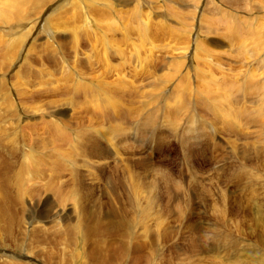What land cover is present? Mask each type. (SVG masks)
<instances>
[{
    "label": "rangeland",
    "instance_id": "obj_1",
    "mask_svg": "<svg viewBox=\"0 0 264 264\" xmlns=\"http://www.w3.org/2000/svg\"><path fill=\"white\" fill-rule=\"evenodd\" d=\"M103 1H50L55 6L42 12L50 15V28L56 32L43 27L19 46L14 61L2 59L0 42L5 73L0 101L8 94L15 101V116L21 118L16 127L10 125L0 105V127L15 135L21 153H32L38 169L28 180L24 177L29 193L21 203L14 202L21 223L16 222L14 234L30 231L21 210L32 214L49 208L52 194L44 186L63 194L76 190L79 203L92 205L106 221L125 213L127 191L134 183L149 204L143 252L156 256L153 264H255L247 256H264V123L257 122L253 108L264 98V58L262 46H257L264 39V0ZM72 25L78 26L75 34ZM188 29L194 36L186 34ZM2 31L0 39L5 40ZM195 43L200 49L193 51ZM182 46L187 47L184 54ZM25 53L26 61H20ZM228 81L237 89L229 96L237 110L222 121L211 107L213 102L221 108L226 101L211 100L210 91L222 92ZM29 104L44 110L43 119L37 117L38 110L33 114L27 109ZM58 105L68 115L56 113ZM51 119L65 130L72 154L52 135ZM102 130L112 131L111 141ZM6 141L0 143L1 162L13 160L23 169L18 150L7 156ZM79 146L86 147L83 153L75 151ZM0 176V197L5 190L9 200L20 197L17 189L5 188L10 171ZM110 208L118 215H108ZM100 225L105 229L97 235L100 241L118 244L115 238L123 239ZM132 237L125 240L129 247L137 240ZM37 238L34 250L52 244ZM117 255L110 257V264H129L132 251L128 259L124 253L122 260ZM31 256L44 264L40 256Z\"/></svg>",
    "mask_w": 264,
    "mask_h": 264
},
{
    "label": "bare ground",
    "instance_id": "obj_2",
    "mask_svg": "<svg viewBox=\"0 0 264 264\" xmlns=\"http://www.w3.org/2000/svg\"><path fill=\"white\" fill-rule=\"evenodd\" d=\"M50 1H52V0H0V22H1L0 23V28H1L0 30L4 29V31H2V32H3V34H5V37L7 38L5 40L0 39V42H2L4 44L2 59L7 60L8 62L14 61L17 58L15 53L18 51L19 46L27 43V41L30 39V37L39 33V31H41V29L43 27H46V31L51 29L52 33L56 32L55 29L50 28V25H51L50 19H49L50 15L47 17L46 13L42 12V8H44V7H46V10H47L48 6H49L50 8L47 10V11H49L51 8H53L55 6V5H49L48 3ZM91 1H95V0H91ZM99 3H101V2H99ZM105 3H106V0L103 1V4H105ZM59 5H60V3H59ZM78 8L83 10L82 6H79ZM74 14H76V13H74ZM142 15H143V13H142ZM85 20H86V18H85ZM43 21H44V25H43ZM142 22L146 25L145 20H142ZM110 25H114V24L110 23ZM57 26H58V24H57ZM69 27H71L70 28L71 31L75 34L77 29H78V26L72 25ZM63 28L65 29V26H63ZM179 28L181 30V27H179ZM189 30L190 29L185 30L186 34L191 33V35L194 36V32H190ZM183 33H185V32H183ZM195 33L197 35L198 31H196ZM260 39L261 38L258 37L259 42H260ZM257 46L258 47L262 46L261 49L263 52L261 53L260 56L262 58H264V39H263V41L260 42L259 45L257 44ZM197 47L200 49V46H198V43H195L193 51H195V49H197ZM186 48H187L186 46H182L181 47L182 50L180 53L184 54ZM204 53H207V52L204 51ZM21 55L18 57V59L20 61H24V60L26 61V58H25L26 53L23 54L22 56ZM206 62L208 63V65L211 64L210 61H206ZM3 67H2V65L0 66L1 82L3 80L2 75H5V73L1 71V69ZM6 67H8V66H6ZM6 72H7V69H6ZM7 78H8V76H7ZM53 80H54V78H53ZM209 81H212V84L214 83L212 76L209 77ZM1 82H0V85H1L0 91L3 90L2 89V83L3 82L2 83ZM49 82H51V79ZM21 83L23 84V82H20V84ZM22 84H21V86H23ZM226 84L227 85H225V89L222 92L210 91L211 92L210 95L212 96L211 100L213 99L216 101V100L222 98V100H224V101L220 100V102L226 101V104L223 105L224 108H222L223 106H221V108H222L221 109V108L217 107V105L214 104L210 100L212 102V104L214 105L213 106L210 104L211 106H213V107H211V109L214 110L215 112L217 111V113L220 116L222 121H228L229 118L234 117L235 115H233V114L236 113L235 111L237 110L233 106V103L231 102V100L229 99V96H231L230 95L231 92L234 90H237L236 86L233 85L229 81L226 82ZM205 86H203V88ZM206 87L208 88L209 86H206ZM260 89H261V87H260ZM26 90H27V88H26ZM33 92L37 93L38 91L33 90ZM45 92H46V90H45ZM29 94H30V92H29ZM18 97H17V99H18ZM179 98H182V97H179ZM1 99H2V101H0V105L3 107V110H4V112L2 113V116L6 117V121H8V123L10 125H13L16 127L17 122L20 121L21 118L19 119V116H15V114H14L15 113V107H14L15 101L10 99L9 95L5 94V93L1 97ZM17 99H15V100H17ZM51 100H53V99H51ZM262 100L258 101L253 108H255L254 116H256L255 117L256 119L258 118L257 122H258V120H260L259 122H261L263 124L264 123V101L262 102ZM109 102H110V100L107 103H109ZM48 105L50 107H53V106H51L50 103ZM29 106L30 107L29 108L27 107V109H30L31 113L36 114L39 111L37 117H40V118L44 117V114H45V113H43L44 110H41V109L39 110V106H36V104H34V105L29 104ZM18 108L21 110L23 109L21 106L20 107L18 106ZM60 109H63V108H61L60 105H58V106H56L54 111L56 113H59V114H62L63 116H65L67 114L66 111H68V110L64 108L63 112H62V110H60ZM35 110H38V111H35ZM0 117H1V113H0ZM15 117H17V118L15 119ZM46 118H48V117H46ZM3 122L4 121H2L0 123H3ZM51 122L50 123L53 125V128H51V130L52 129L54 130L53 132L51 131V133L55 134V135L54 134H52V135L54 136L56 141H57V139L63 140L64 145L67 146L66 148H68L70 153L72 154V151L74 150V146L72 143L68 142L69 141L68 138H65L66 137L65 130L63 128L59 129L58 123L53 121L52 119H51ZM44 128H45V126H44ZM114 131L115 130H113V132ZM4 132H5L4 128L0 127V143L2 144V142L4 143V141L7 140L6 145L5 146L2 145V146L6 147L5 149H7V151L9 152V154L7 156H11V155L14 156L13 154L16 153L15 152L16 150H18L19 152L21 151L19 148L20 144H17L18 142L16 141L15 135L13 133L10 134L9 132H7V133H4ZM101 132H102V136H104V138L106 140L111 141L110 140V135L112 134L111 130H109V133H105V131H103V130ZM106 134H109V136ZM2 138L5 140L2 141ZM12 142H13V145L11 146L10 143H12ZM92 142L93 141H91L90 144ZM38 143L40 144V142H38ZM78 143H80V142L78 141ZM87 147H89V146H87ZM84 148H86V147L79 146L78 148L75 149V151L78 150V154H80V153H83L85 151ZM28 149H30V148H28ZM75 151H74V153H75ZM66 153H69V152H66ZM75 156H76V154H75ZM52 158H54V157H52ZM60 158H62V157H60ZM6 160H8V159L6 158ZM17 160L20 161V164H22L23 169H21L20 165L17 164L19 162H17L16 163L17 166H15L12 162L13 160H11V161L8 160L7 162L6 161L4 162L6 164V165H4V163L1 162V160H0V162L2 163V165H0V175H3L2 177L4 178V174H6L7 172L10 171V175L12 174V176L8 177V179L6 178L7 182L5 184H7V185L5 186V188L7 186L9 188V186H10V188L17 189L18 195H20V197L16 196V198H14V201L9 200L6 198L7 191L5 190V196L0 197V232L2 235V239H0V244L2 242H4V244L2 245L3 247L0 246V259H1L0 264H40L34 258H32L31 255L40 256L38 258H41L44 261V264H110L109 262H110L111 256H116L120 252L117 255V257H120V259H121V257L123 256L122 254L124 253V255L126 257L125 256H123V257L127 258L128 256L126 254H128V252L130 250L132 251V256L130 257L131 259H129L130 261L128 260L129 264H153L152 260L156 256L153 257L152 253H149V254L144 253L145 250H147L145 248L147 242L144 240H145V237H146L147 232H148L146 219H147V216H149V214H150L148 212V209H149L148 205L149 204L143 195L144 191L140 190V188L137 187L134 183L131 184L132 185L131 187L133 188V190L127 191L128 195L126 198L127 199L126 204H127L128 208L125 206V208H126L125 213L126 214L122 212V215L120 216V215H118L117 212L115 213L114 209L110 208L108 215H109V213L111 216L114 214L116 216V214H117L118 219L117 220H106V221L101 220L100 216L95 212V210H93L91 208L92 205L79 203V201L81 202V198L78 197L76 190H70L67 194H63L62 190H52L51 185L49 187H48V185L44 186V189H45L44 191L45 192L48 191L52 194L51 197H48V199L49 198L51 199V202L49 204V208H43V209H39V210L37 209L36 211L32 212V214L31 213L24 214L21 210L22 215H25V217L23 216V218H24V220H26L25 223L27 224V226L30 227V231H29V229L27 232L21 231L19 233V236L17 237L14 234L15 233L14 229L16 231L15 225H17L16 222L19 225H21V223H19L20 221L17 218V216L19 215V212L17 213L18 209H17V211H14L15 209H14L13 205L17 202L21 203V199L23 197L22 195L29 193L28 186H27V184L24 183V181L26 180L25 178L28 176L27 177V180H28L29 176H32L31 175L32 172H34L35 170H38L36 168L37 167L36 159L34 158V156L32 155L31 152L30 153H21L20 152V159H17ZM68 160H69L70 165L74 164L72 162L73 160H71V159H68ZM47 161H48V159H47ZM14 162H15V160H14ZM63 162H64V160H63ZM33 163H34V165H33ZM58 163H61V162L59 161ZM4 166L7 170L4 168ZM58 167H59V164H58ZM50 170H52V169L50 168ZM26 174H27V176H26ZM7 175H5V176H7ZM53 181H54V179H53ZM47 182H48V180H47ZM44 183H46V181ZM10 188L8 190H10ZM53 198L55 201L54 204L52 202ZM4 199L6 200V202L4 201L5 203L2 202ZM67 201H70L69 203H71V205L68 207L66 206ZM122 208L124 209V206ZM46 220L50 221L53 224L48 227V226L36 223L38 221H46ZM128 220H130V221H128ZM61 222L62 223L65 222L64 225L61 224ZM99 224H101V225L105 224L106 225L105 228H106V232L108 234H110V232H116V233L120 234L119 236H121V237L123 236V239L124 238L125 239L124 240L120 239L118 234L116 235V233H115V235L114 236L112 235V236L113 237H115V236L119 237V239L115 238L116 240L119 241V242L117 241L118 244H115L114 241H112L113 239L111 240L113 242V246L111 243H109L111 241H109L107 244L100 241L99 238H97V235L103 234L105 229L101 230L100 227H98ZM41 226H45V227L42 228ZM17 227H19V226H17ZM25 227H26V225H25ZM134 228H138L137 234H139V236L135 234ZM17 231L19 232L20 230L17 229ZM20 234H21V236H20ZM24 234L28 235V238L26 236H24ZM29 235H31L32 237H30ZM133 235H135L137 240H136V243H133L132 246L129 247L127 245L128 243H126L127 241L125 242V240L126 239L131 240V238L134 239V237H132ZM140 235L142 237H140ZM157 235L159 236V233L155 234L154 238H156ZM35 236H38V238L36 239L37 241H45V242L52 243V244H50V247L48 249L34 250L35 247L33 246L34 244L32 241L34 240ZM110 236H111V234H110ZM148 236H150V235H148ZM88 239L91 242H88L87 241ZM9 240H10V242H16V244H12V246H11L10 243L8 244ZM152 240H153V238H152ZM85 242H87V245H88L87 246L88 251L86 253H85V251H83L81 249V246H85L84 245ZM6 244H8V245L6 246ZM150 246H152V244ZM6 247H11L12 249L7 250ZM114 250H116V251L118 250L119 252L115 253V255H114V252H113ZM155 250H157V249H155ZM155 250H153V251H155ZM86 258H87V260H86ZM247 258L251 259L253 262H255V264H264V256L263 255H258V254L254 253L253 255L247 256ZM115 262H117V261H115ZM232 262H233V264H235V263L240 264V261H232Z\"/></svg>",
    "mask_w": 264,
    "mask_h": 264
}]
</instances>
